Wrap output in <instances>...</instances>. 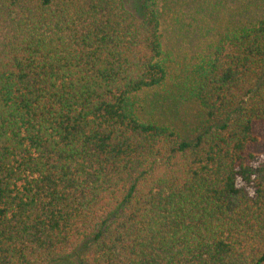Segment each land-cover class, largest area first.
Instances as JSON below:
<instances>
[{"label": "trees", "instance_id": "obj_1", "mask_svg": "<svg viewBox=\"0 0 264 264\" xmlns=\"http://www.w3.org/2000/svg\"><path fill=\"white\" fill-rule=\"evenodd\" d=\"M178 1L0 0V264H264V0L167 96Z\"/></svg>", "mask_w": 264, "mask_h": 264}, {"label": "rangeland", "instance_id": "obj_2", "mask_svg": "<svg viewBox=\"0 0 264 264\" xmlns=\"http://www.w3.org/2000/svg\"><path fill=\"white\" fill-rule=\"evenodd\" d=\"M182 1L184 3L186 2V4H182ZM242 1L243 0H200L199 3H195L193 6H191L190 4H187V0H179L177 2L178 7L176 8V14L173 12H168L164 15L165 19L163 27L165 36L167 38L166 42L170 49V52L173 55L174 62L170 67V81L172 82H168L166 87H162L157 91H159L160 93L162 92L168 96L167 91L172 90L171 87H173V83H181V81H183L182 77L185 78L191 73V64L194 61L195 53L200 52L202 49L206 48L209 42L214 38L216 29L212 28L211 25L216 21L221 22L223 18L222 9L218 6L227 5L228 9L240 4ZM219 2L220 5H218ZM198 5L202 6L204 9L202 10L198 7ZM196 9L197 12H194ZM189 10H191V14L195 13V15H199L195 16V21H193L190 17L184 16L189 14ZM191 14L189 15L191 16ZM174 15H176V18L174 17ZM201 16H204L205 18ZM208 18H210L212 21H206V19ZM171 20L177 26L178 32L174 30L170 35V31L172 28L170 27L171 24H168ZM191 21L193 22V24H189ZM206 22H209L210 26H207ZM182 25H184L187 29L182 30ZM208 27L209 29H206ZM216 28H218V26ZM182 31L183 33L180 34V32ZM188 35L190 37H188ZM178 76H180L182 79L178 80ZM184 110V121H182L178 117L176 120L179 122L178 124L181 128L185 127L188 129H193L196 126L197 119H194V117L195 115H197V113L192 107H184ZM58 264H77V262L70 260Z\"/></svg>", "mask_w": 264, "mask_h": 264}]
</instances>
